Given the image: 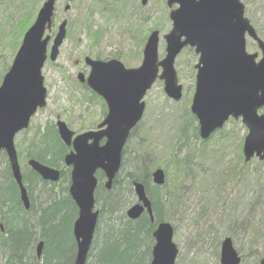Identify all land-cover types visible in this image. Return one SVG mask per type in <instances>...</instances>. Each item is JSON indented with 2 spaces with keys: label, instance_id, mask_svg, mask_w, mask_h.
Wrapping results in <instances>:
<instances>
[{
  "label": "water",
  "instance_id": "obj_1",
  "mask_svg": "<svg viewBox=\"0 0 264 264\" xmlns=\"http://www.w3.org/2000/svg\"><path fill=\"white\" fill-rule=\"evenodd\" d=\"M57 0H46L32 26L25 32L14 60L0 85V152L7 155L10 168L17 183L25 207H29L27 189L23 183L21 167L14 139L17 133L27 129L30 120L39 108L46 106L47 90L44 86L42 68L49 58L55 61L67 35V19L63 20L48 53L50 35ZM72 2L73 0H67ZM148 0H142L147 4ZM171 10L173 28L164 36L166 56L159 60V31H153L144 48L142 63L136 68H126L117 60H97L86 57L90 67L86 77L78 74V80L86 83L101 96L108 113L98 125V130L74 136L63 120L56 121L61 140L72 146L64 157L71 167L69 193L78 207V218L73 234L77 239V253L73 264H86L94 237L99 211L95 209L97 172L105 174V186L110 189L118 173L122 152L130 132L141 120L147 91L156 80L163 81L166 95L174 100L182 98L174 67L177 55L185 46L195 47L199 54L195 64V92L191 112L197 117L199 134L203 140L221 129L233 116L242 118L248 128L243 144L245 161L255 155L264 160V41L245 17V7L240 0H167ZM70 4L65 6V10ZM247 34L257 42L261 51L249 53L246 49ZM30 167L42 178L51 181L60 179V171L35 159L28 161ZM155 184L166 180L162 168L152 173ZM137 203L130 206L127 217L137 220L147 212L153 221L152 202L142 182H134ZM174 229L169 222H160L153 237L155 245L150 264H175L178 248L173 242ZM44 242L36 246L37 257L43 252ZM241 257L231 237L221 243L220 264H240ZM260 264H264V258Z\"/></svg>",
  "mask_w": 264,
  "mask_h": 264
},
{
  "label": "rangeland",
  "instance_id": "obj_2",
  "mask_svg": "<svg viewBox=\"0 0 264 264\" xmlns=\"http://www.w3.org/2000/svg\"><path fill=\"white\" fill-rule=\"evenodd\" d=\"M45 1L37 0L29 16L27 0H0V84L21 44L26 28L25 17L29 16L30 23H33ZM122 1L74 0L70 9L65 10L67 1L57 0L53 32L57 31L61 21L67 19V37L57 59H48L42 69L47 90L46 106L33 116L30 127L15 137L17 151L23 157L29 144L34 139L37 142L46 126L57 119L65 121L78 134L96 127L104 118V103L95 97L90 99V94L77 80L79 72L89 73L85 57L119 56L126 67H137L142 62L144 46L155 30L160 33L159 59L164 57L166 43L163 35L172 26L171 9L166 0H148L145 5L141 0ZM240 1L245 7V17L259 36L264 35V0ZM247 49L252 53L259 51L251 37L247 38ZM197 58L188 48L176 58L175 69L183 87L179 101L166 95L163 81L154 83L144 98L146 110L136 135L150 138L154 146L159 144L157 152H164L165 146L172 148L171 138L181 134L178 127L181 130L184 126L186 137L181 141L186 146L179 151V157L184 158L192 148L196 161L204 164L201 166L196 162L189 171V180L185 183L187 195L184 193L182 206L165 211L166 216H170L165 221L174 228L173 241L179 250L176 264H219L221 243L226 236H230L240 250L241 264H259L264 256V161L257 158L247 163L244 161L242 147L247 128L241 118H230L206 141L193 134L197 120H191L188 115L191 114L195 91ZM178 122L180 126L175 128ZM135 139L131 138L127 143L132 153ZM211 152L215 158L212 154L206 156ZM20 164L21 169L24 168L28 165L27 159L21 158ZM160 168L168 169L165 188L171 190L177 179L176 169L169 163ZM216 176H223V179L215 178L209 188L203 184ZM196 190L200 193H195Z\"/></svg>",
  "mask_w": 264,
  "mask_h": 264
},
{
  "label": "trees",
  "instance_id": "obj_3",
  "mask_svg": "<svg viewBox=\"0 0 264 264\" xmlns=\"http://www.w3.org/2000/svg\"><path fill=\"white\" fill-rule=\"evenodd\" d=\"M27 1L30 16L37 0L33 1V6L30 5L31 0ZM29 16L25 17V31L32 24ZM262 36L264 35H260L261 38ZM83 87L90 94V99L95 97L102 102L86 86ZM188 117L195 120L192 114ZM178 126H180L179 122L175 128ZM178 130L181 134L171 138L172 148L165 146L164 152H157L159 144L154 146L150 138L145 136L139 138L134 130L130 136V139L136 138L134 151L132 153L130 146L126 144L121 167L111 189L105 187L104 174L97 173L98 186L95 200L99 209V221L87 264H149L154 244L152 232L159 222L170 219V216L167 217L165 214L166 209L182 206L184 193L187 195L185 183L189 180V171L197 162L192 148L184 158L179 157V151L186 146V143L181 141L186 137V133L184 126L181 130L178 127ZM193 134L198 136L197 126L193 129ZM169 144L170 142L167 145ZM68 151L57 134L55 124L49 123L37 142L34 139L29 144L25 157L21 152L18 153L19 159L35 158L61 171L60 183L53 184L44 181L28 165L22 168L23 181L31 198L29 212L23 210L19 189L7 157L4 152L0 153V164H2L0 184L4 183L7 191L10 192L7 196L8 201L6 197L5 200L1 197L0 208L7 207L14 211L10 217H7V213H1L0 219L5 221L6 226L0 229V253L3 257L0 264H73L76 246L72 230L78 209L68 193L71 169L64 164V156ZM211 154L215 158L213 152L207 153L206 156L210 157ZM167 163L170 167H175L177 172V179L174 185H171L173 187H170L171 190L165 188L167 182L163 186H158L152 181V171ZM197 163L204 166L202 162ZM165 172L167 176L168 169L165 168ZM215 178L219 180L223 179V176H216L203 184L209 188L210 182L213 183ZM135 181L145 185L147 195L152 201L153 222L147 213L137 220H130L126 216L127 208L137 200L133 189ZM194 192L200 193L198 190ZM195 193L192 192V195ZM205 195L208 193L206 192ZM214 195L216 196V193ZM40 240H44V248L42 258L38 259L35 247Z\"/></svg>",
  "mask_w": 264,
  "mask_h": 264
},
{
  "label": "bare ground",
  "instance_id": "obj_4",
  "mask_svg": "<svg viewBox=\"0 0 264 264\" xmlns=\"http://www.w3.org/2000/svg\"><path fill=\"white\" fill-rule=\"evenodd\" d=\"M84 61H85V59H84ZM43 82H44V78H43ZM105 108H106V110L105 111H107V113H108V107H106L105 106ZM95 129L92 127V129H90V128H88L87 130H85L84 132H88V131H94ZM83 132V133H84ZM74 134H76V133H74ZM62 141V140H61ZM62 143L69 149V151H71L72 150V146H67L63 141H62ZM30 159H35V158H30ZM35 160H37V159H35ZM37 161H39V160H37ZM40 162V161H39ZM42 163V162H41ZM44 164V163H43ZM49 166V165H48ZM29 167H30V165H29ZM50 167H52V166H50ZM31 168V167H30ZM52 168H55V169H58L59 171H60V169L59 168H56V167H52ZM32 169V168H31ZM33 170V169H32ZM36 172V171H35ZM99 172V171H98ZM97 172V173H98ZM21 173H22V169H21ZM37 173V172H36ZM70 173H71V171H70ZM38 174V173H37ZM22 176H23V173H22ZM41 177V176H40ZM42 178V177H41ZM44 181H47V182H50V183H53V184H58V183H60V180H61V171H60V179L58 180V181H56V182H54V181H51V180H46V179H44V178H42ZM114 181V180H113ZM23 183H24V181H23ZM70 183H71V179H70ZM70 183H69V186H68V193H69V187H70ZM24 185H25V187H26V189H27V186H26V184L24 183ZM112 185H113V182H112ZM106 187V186H105ZM107 188V187H106ZM111 188H112V186H111ZM110 188V189H111ZM18 189H19V187H18ZM108 189V188H107ZM109 190V189H108ZM9 193L10 192H8L7 191V188H6V186H5V184L4 183H2V184H0V200H1V197H2V199H4L5 200V198L4 197H6L7 198V201L9 200V197H7L8 195H9ZM27 193H28V198H29V207H25V204H24V202H23V200H22V198H21V193H20V189H19V199H20V201H21V205H22V207H23V210L24 211H26V212H29L30 211V208H31V198H30V196H29V192H28V189H27ZM69 195H70V193H69ZM94 196H95V194H94ZM70 197H71V195H70ZM72 198V197H71ZM72 200H73V198H72ZM73 202L75 203V201L73 200ZM75 205H76V203H75ZM76 207H77V205H76ZM77 209H78V207H77ZM95 209L96 210H98L99 211V209L97 208V205H96V200H95ZM127 211V210H126ZM13 210L12 209H8L7 207H5V208H0V217H1V213H7L8 215H7V217H10L11 215H13ZM77 218H78V215L74 218V221H73V219H72V221H73V228H74V223L76 222V220H77ZM98 221H99V215H98V219H97V224H96V228H95V232H96V229H97V225H98ZM5 221H3V220H1L0 219V229H4L5 228ZM72 232H73V230H72ZM94 232V233H95ZM73 234V233H72ZM73 238H74V243H75V246H76V253H77V239H76V237L74 236V234H73ZM40 241H43L44 242V240H40ZM40 241H38V242H40ZM93 241H94V237H93V240H92V244H91V247H90V249H92V245H93ZM89 254V253H88ZM75 258H76V255H75ZM74 258V259H75Z\"/></svg>",
  "mask_w": 264,
  "mask_h": 264
},
{
  "label": "flooded vegetation",
  "instance_id": "obj_5",
  "mask_svg": "<svg viewBox=\"0 0 264 264\" xmlns=\"http://www.w3.org/2000/svg\"><path fill=\"white\" fill-rule=\"evenodd\" d=\"M112 58H117V57H111V58H107V59H112ZM106 58H104V59H102V60H107ZM107 114V111H105V113H104V115H106ZM90 129H92V127L90 128ZM95 129V128H94Z\"/></svg>",
  "mask_w": 264,
  "mask_h": 264
}]
</instances>
